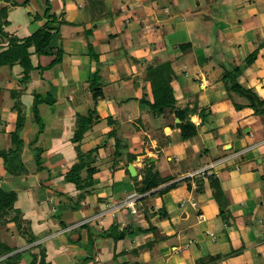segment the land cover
<instances>
[{
  "label": "crops",
  "instance_id": "crops-1",
  "mask_svg": "<svg viewBox=\"0 0 264 264\" xmlns=\"http://www.w3.org/2000/svg\"><path fill=\"white\" fill-rule=\"evenodd\" d=\"M24 1L0 0V7L7 8L5 31L26 38L53 15L63 54L55 67L29 74L18 99L24 118L17 132L23 143L16 152L20 158L13 163V154L7 155L9 163L0 158V187L17 193L15 207L27 228L21 233L14 223L0 224V264H264V116H237L225 92L217 82L211 84L200 66L206 57L193 54L191 44L180 47L185 56L178 58L165 48H148L154 41L151 19L157 25L172 22L178 31L192 23L191 14L198 15L200 1L103 0L108 20L99 19L98 9L90 17L95 29L104 26L89 39L93 53L90 36L82 34L76 18V1L82 6L83 0H47L50 12H44L45 0H37L41 5L34 8L30 3L21 6ZM213 11L212 23L221 37L209 44L210 56L219 61L215 72L236 68L244 87L264 100V0H222ZM30 60L34 67L49 61L34 53ZM153 63H170L176 107L209 109L213 126H199V117L188 115L197 136L184 140L174 110H167L157 120L161 125L149 129L153 118L139 101L152 99L145 76ZM21 71L18 65L0 69V151L14 145L17 113L11 109L10 92L22 89ZM50 86L56 100L52 106L38 105L44 125L39 133L33 100L35 95L45 97ZM91 89L101 95L96 101ZM78 115L93 121L83 134L81 152L97 150L92 187L83 198L84 190L65 181L76 162L72 138ZM38 150L39 170L29 164ZM204 168V177H188ZM147 169L172 181L141 193ZM80 174L84 178L86 171ZM211 180L218 183V191ZM172 184L163 195L156 193ZM161 206L166 217L150 215ZM112 226L117 232L127 227L139 231L119 241L100 235Z\"/></svg>",
  "mask_w": 264,
  "mask_h": 264
},
{
  "label": "trees",
  "instance_id": "trees-1",
  "mask_svg": "<svg viewBox=\"0 0 264 264\" xmlns=\"http://www.w3.org/2000/svg\"><path fill=\"white\" fill-rule=\"evenodd\" d=\"M31 0H27L22 2L20 5L25 6ZM14 6H19V4L15 1H11ZM45 10L44 12H50L49 2L47 0L44 1ZM47 22L42 27L38 28L34 31L29 37L18 39L17 37L9 34L5 31V27L8 25L7 19V8H0V69L3 67L13 68L15 65L21 67V76L19 79V83L21 84L22 89L20 91L12 90L10 92V98L12 101L11 109L17 113V120L15 124V130L11 134V140L13 144L19 146V148L23 146L22 141L19 142L17 139V132L22 128L24 123V118L22 116V111H20L18 99L20 96V92H24V88L30 82V73L33 70H38L40 73L46 70H49L56 65L60 64L62 61V48L60 45V36L58 28H53L51 19L55 22V18L53 15H47ZM51 18V19H50ZM56 23V22H55ZM6 44V47H5ZM31 48L33 52H31ZM88 49L90 53H93V47L89 44ZM31 53L37 55L38 57H45L49 59L46 65H37L34 67L31 63L30 56ZM97 55L91 56L93 59H96ZM253 55L247 58L246 64L250 65L252 62ZM145 81L150 85L151 88V100H147L144 96L139 102L141 105L146 107L150 114L153 115H163L168 110L174 112V116L179 120L178 124H176L177 128L180 129V136L184 140H189L197 136V130L195 126L188 121V115H197L200 119L199 126L209 124L213 126L214 123L212 121V113L209 109L201 108L199 109L196 105L191 109L186 108H178L176 107V99L173 94V89L171 87V82L173 81V70L170 63L163 64H148L146 68V76ZM92 90V99L96 101L101 95L97 93L98 90ZM230 90L234 91L238 95L240 94L243 98L247 99L250 107L253 110V114L255 116H264V100H261L252 90L247 88H242L241 86L234 83V85L230 88ZM56 100L55 97V88L52 86L49 87L47 91V95L45 97L35 95L33 100V112L35 122L39 126V133L43 130L44 125L39 117V113L37 107L40 103H45L49 106H52ZM243 107V106H242ZM240 108V107H239ZM261 110V111H260ZM172 112V113H173ZM187 118V121H186ZM93 124L90 116H81L78 115L76 119V129L74 131V135L72 138V142L75 144L76 150V162L71 166L68 173L65 176V181L67 183H73L77 190L85 191V193H81L80 196L83 198L85 195L89 193L90 187H92V175L95 173L96 169L91 168V165L95 162L97 158V150H91L87 153H82L80 150V142L82 140L83 134L86 133ZM110 135V134H109ZM19 148L13 150L14 154L19 150ZM12 149L9 151H0V158L6 159L7 155H11L13 153ZM9 153V154H8ZM14 157V155L12 156ZM5 161V160H4ZM15 158L11 161L13 163ZM36 161V169H42L40 163V151L38 150L35 154ZM22 166V164H21ZM82 171H86V176L84 178L81 177ZM11 172V171H10ZM12 173V172H11ZM172 181V178L165 176L162 177L160 173L157 171H152L151 169H147L145 171L144 177L141 181L142 187L140 188V192L144 193L151 189H156L159 186H162L166 183ZM174 184L168 186L162 191L156 192L159 196L163 195L168 188L172 187ZM211 187L214 190L219 189L218 183L216 180H211ZM88 189V190H86ZM17 201V193L13 190L7 191L0 188V224L2 223V219L6 218L8 215L10 219H6V222L14 223L15 226L23 231L21 233H25L27 228L24 226L22 221V216L19 210L16 209L15 204ZM76 208V207H75ZM74 208V209H75ZM225 211L221 210V214H224ZM150 215H159L160 218L166 217L167 213L165 211L164 206H161L157 210H152ZM4 222V223H6ZM138 230L134 228L127 227L124 230L117 232L115 226L109 227L108 230L103 232L102 236L106 235L111 237L115 241H119L125 238L127 233H134ZM144 232L143 230H140ZM30 241H33L30 239ZM4 253H8L5 249ZM6 251V252H5ZM1 254V253H0Z\"/></svg>",
  "mask_w": 264,
  "mask_h": 264
},
{
  "label": "rangeland",
  "instance_id": "rangeland-1",
  "mask_svg": "<svg viewBox=\"0 0 264 264\" xmlns=\"http://www.w3.org/2000/svg\"><path fill=\"white\" fill-rule=\"evenodd\" d=\"M199 1L201 3V6H200L199 12H197L198 15L191 14V17L189 18V20L192 23H188L187 27H185V26L180 27L178 29V31L177 30L174 31V28H173L174 24L172 22H169L170 24H168V22H165V23H160L159 25H157L154 23V22H156L155 21L156 19L154 21H153V19H151L149 22L152 25H149L150 26L149 32L152 33L154 41H153V43L151 40L149 41V43H148L149 47L148 48H149V50H152V51L154 50L153 49L154 46L165 48L167 54H169V55L171 54L173 58H178L177 57L178 54H180V57H181V55L185 56V51H183L180 47L183 46V44H189V45L191 44L193 54H197V56H199V57H202L204 54V57H206L205 60L200 62V66L203 67L204 72H206L207 75L209 76V80H211V84H214L215 82H217L219 84L220 89L223 90V92H225L229 102L231 103V106L233 108L232 110L234 112H235V109L237 110V112H238V114H236L237 116L240 117L241 115H248L249 113L253 112L252 108L250 107L248 100L243 98L240 94L238 95L234 91L230 90V88L234 85V83L241 86L242 88H245L243 85L244 84L243 81H239L240 72L239 71L237 72L236 68H233V69H227L226 68L225 69V67H222L218 71V72L221 71V73L220 74L218 73V75H217V72H215L217 70L214 68H216V66L219 63L218 57H217V59H215L213 57V55L210 56L211 50H210L209 44L220 41V39H221V37L219 38V36L217 35L216 30H215V25H213L212 22H213V18L215 15L213 9L216 8L217 6H219V3L222 0H199ZM100 2L104 3L103 0H83L82 1L83 5L81 6L80 2L76 1V8L75 9L78 12L76 14V18H77V21L80 22V26L82 27V29L84 28L85 32L82 34L90 36L87 38V41L89 42L90 45H91L92 41L89 39L93 38L91 36L93 35L94 38H96L95 36H97V35H95V33H100L104 28V26H99L96 29L94 28V22L90 21V17H92L91 13L94 12L93 9H98L99 12H96V13L99 14V19L106 21L109 18V16L106 15V12H103L104 11L103 8L105 6L101 5ZM29 3L31 4L32 7L35 6L34 5L35 3H37L38 5H41V2L37 1V0L36 1L31 0V1H29ZM191 3H192V5H196L195 0H191ZM79 4L82 7V9H78ZM42 6H43V4H42ZM51 7L52 6H50V9H51ZM195 11H196V9H194L193 12H195ZM194 18L196 19L195 21L193 20ZM152 21H153V23H152ZM216 28H217V26H216ZM90 33H91V35H89ZM153 53H159V51H157V52L154 51ZM199 57H196V58L200 59ZM209 57L212 58L211 61L208 60ZM217 79H218V81H217ZM256 93L257 92H255V94ZM241 108H243V109H241ZM242 110H244V111H242ZM240 111H242V112H240ZM151 116L153 118L152 120H153L154 126L149 127V129L154 130L156 126L161 125L160 123L157 124V122L162 120V118H161L162 115H153L151 113ZM159 116H161V117H159ZM154 119H156V120H154ZM186 121H187V118H186ZM188 121L191 122L189 120V118H188ZM11 148L13 151V150L19 148V146L14 144L13 147L11 145ZM234 151H235V149H233L231 152H234ZM12 154L14 155V157L10 158V161H12L14 158L15 159L20 158L19 152L14 154V151H13ZM247 155L249 156L250 154L248 153ZM8 156H10V155H8ZM8 156H6V162L7 163H9ZM22 156L23 155H22V150H21V161L23 159ZM1 159L3 160V158H1ZM29 164H30V166L36 167L35 157H33V159L31 160V162ZM21 186H23L22 183H21ZM0 188L4 190V188H2V187H0ZM6 219H10V216L8 215L6 218L2 219L3 224H4V222H6L5 221ZM8 228L10 231H13V232H15V230H16L13 225H9ZM262 252H264V250H262Z\"/></svg>",
  "mask_w": 264,
  "mask_h": 264
},
{
  "label": "built area",
  "instance_id": "built-area-1",
  "mask_svg": "<svg viewBox=\"0 0 264 264\" xmlns=\"http://www.w3.org/2000/svg\"><path fill=\"white\" fill-rule=\"evenodd\" d=\"M212 167V166H211ZM207 171L208 168H204L202 170H198L196 172H194L193 174L189 175L188 177H195V176H200V177H204L205 175H207ZM130 199H135V195L130 196ZM129 204V203H128ZM129 207L131 208V204H129ZM132 210V209H131Z\"/></svg>",
  "mask_w": 264,
  "mask_h": 264
},
{
  "label": "water",
  "instance_id": "water-1",
  "mask_svg": "<svg viewBox=\"0 0 264 264\" xmlns=\"http://www.w3.org/2000/svg\"><path fill=\"white\" fill-rule=\"evenodd\" d=\"M128 171H129V173H130V175L132 177H135L136 176V172H135V170L133 169V167L131 165L128 166Z\"/></svg>",
  "mask_w": 264,
  "mask_h": 264
},
{
  "label": "bare ground",
  "instance_id": "bare-ground-1",
  "mask_svg": "<svg viewBox=\"0 0 264 264\" xmlns=\"http://www.w3.org/2000/svg\"><path fill=\"white\" fill-rule=\"evenodd\" d=\"M194 121L196 122V119H194Z\"/></svg>",
  "mask_w": 264,
  "mask_h": 264
}]
</instances>
